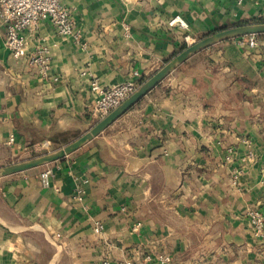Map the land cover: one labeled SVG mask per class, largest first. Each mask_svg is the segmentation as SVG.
<instances>
[{"label": "crops", "instance_id": "obj_1", "mask_svg": "<svg viewBox=\"0 0 264 264\" xmlns=\"http://www.w3.org/2000/svg\"><path fill=\"white\" fill-rule=\"evenodd\" d=\"M63 4L73 35L48 21L27 32L30 51L49 50L46 78L12 59L0 24V167L96 123L92 79L140 85L155 73L185 45L174 16L194 40L264 18L253 0ZM242 40L187 60L73 154L1 178L0 264H264V229L248 218L264 220V45Z\"/></svg>", "mask_w": 264, "mask_h": 264}, {"label": "built area", "instance_id": "obj_2", "mask_svg": "<svg viewBox=\"0 0 264 264\" xmlns=\"http://www.w3.org/2000/svg\"><path fill=\"white\" fill-rule=\"evenodd\" d=\"M238 5L244 0H234ZM264 2V0H253ZM41 21L50 22L58 35H73V20L70 10L65 7L63 0H0V24L5 28V46L9 50L15 62L24 61L26 65L37 70L41 78L48 77L51 57L46 46H39L35 50L28 49L27 32L32 30ZM168 27H177L186 32L183 40L187 46L196 42L188 33V25L180 16H174L167 21ZM259 35L242 37V44L256 48L264 45V38ZM138 74L134 72V76ZM90 91L94 96L91 108L95 121L100 120L116 108L121 102L136 91L139 84L133 79L115 84L112 86L101 85L97 79L90 81ZM14 141V137L9 138V143ZM48 172L42 174V181ZM80 192H78L79 196ZM248 218L252 229L256 235H261L264 229V220L261 213L256 209L248 211ZM102 230L101 225L95 227V232ZM161 261H168L167 257H161ZM100 264H113L108 260H102ZM123 264H131L125 262Z\"/></svg>", "mask_w": 264, "mask_h": 264}, {"label": "water", "instance_id": "obj_3", "mask_svg": "<svg viewBox=\"0 0 264 264\" xmlns=\"http://www.w3.org/2000/svg\"><path fill=\"white\" fill-rule=\"evenodd\" d=\"M263 34L264 22H249L218 30L200 38L193 44L187 46L182 51L176 53L168 61H166L155 73H153L149 78L143 81L134 93H132L128 98L121 102V104H119L106 116L94 123L77 139L64 146L47 151L43 154H39L25 160L17 161L9 165L1 166L0 179L34 168L49 165L73 154L74 152L97 138L123 114H125L134 105L139 103L167 76L177 70L187 60L191 59L193 56L199 54L203 50L227 40L242 38L250 35Z\"/></svg>", "mask_w": 264, "mask_h": 264}, {"label": "trees", "instance_id": "obj_4", "mask_svg": "<svg viewBox=\"0 0 264 264\" xmlns=\"http://www.w3.org/2000/svg\"><path fill=\"white\" fill-rule=\"evenodd\" d=\"M251 22H264V18H260V19H258V20H254V21H251ZM244 23H249L248 21H246V22H244ZM244 23H241V24H244ZM236 25H240V24H236ZM259 36H264V34L263 35H259ZM187 47V45L185 44V45H182L180 48H179V50L177 51V53L178 52H180V51H182L183 49H185ZM143 81H145V80H143ZM142 81V82H143ZM141 84V83H140Z\"/></svg>", "mask_w": 264, "mask_h": 264}, {"label": "rangeland", "instance_id": "obj_5", "mask_svg": "<svg viewBox=\"0 0 264 264\" xmlns=\"http://www.w3.org/2000/svg\"><path fill=\"white\" fill-rule=\"evenodd\" d=\"M199 39H200V38H199ZM199 39H197V40H199ZM197 40H196V41H197ZM202 53H203V52H202ZM92 125H93V124H92ZM43 153H45V152H41V153H39V154H43ZM39 154H37V155H39ZM34 156H36V155H34Z\"/></svg>", "mask_w": 264, "mask_h": 264}]
</instances>
